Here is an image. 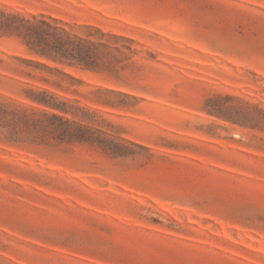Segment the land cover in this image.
<instances>
[{"label":"rangeland","instance_id":"rangeland-1","mask_svg":"<svg viewBox=\"0 0 264 264\" xmlns=\"http://www.w3.org/2000/svg\"><path fill=\"white\" fill-rule=\"evenodd\" d=\"M0 11L46 19L102 64L0 30V264H264V0ZM44 112L112 149L38 132Z\"/></svg>","mask_w":264,"mask_h":264},{"label":"trees","instance_id":"trees-1","mask_svg":"<svg viewBox=\"0 0 264 264\" xmlns=\"http://www.w3.org/2000/svg\"><path fill=\"white\" fill-rule=\"evenodd\" d=\"M0 30L17 33L23 38L29 49L40 56L61 62L70 61V63L82 65L85 68H97L102 65L100 63L101 54L95 51L92 43L74 41L65 30H60L44 18L36 19L34 17L31 20L21 15L0 11ZM38 101L44 105L64 111V108L56 104L42 100ZM1 110L3 109L0 105V112ZM41 114V117L34 118V128L38 132L49 134L51 130H54L61 141L88 142L96 144L106 151L112 149L110 144L113 141L99 133L97 134L95 131L75 125L68 119L53 112ZM42 116H46L48 119ZM50 119L60 120V125L54 126V124H50L47 121Z\"/></svg>","mask_w":264,"mask_h":264}]
</instances>
